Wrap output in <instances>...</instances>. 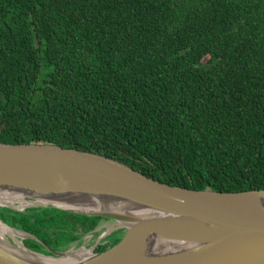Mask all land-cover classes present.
I'll return each mask as SVG.
<instances>
[{"label": "trees", "instance_id": "trees-1", "mask_svg": "<svg viewBox=\"0 0 264 264\" xmlns=\"http://www.w3.org/2000/svg\"><path fill=\"white\" fill-rule=\"evenodd\" d=\"M0 142L106 155L191 190H264V0H0ZM0 218L61 251L99 221Z\"/></svg>", "mask_w": 264, "mask_h": 264}, {"label": "water", "instance_id": "water-1", "mask_svg": "<svg viewBox=\"0 0 264 264\" xmlns=\"http://www.w3.org/2000/svg\"><path fill=\"white\" fill-rule=\"evenodd\" d=\"M0 207L101 217L122 234L104 252L84 242L59 252L0 218L18 236L17 245L6 237L13 233L0 239V264H264V190L171 186L102 154L0 142ZM27 239L50 254L26 247Z\"/></svg>", "mask_w": 264, "mask_h": 264}, {"label": "flooded vegetation", "instance_id": "flooded-vegetation-1", "mask_svg": "<svg viewBox=\"0 0 264 264\" xmlns=\"http://www.w3.org/2000/svg\"><path fill=\"white\" fill-rule=\"evenodd\" d=\"M108 222H112V221L108 220V219H105V218L99 217V221L97 222V226L93 229L94 235H96L98 237V239H97V241H96V243L94 245L95 246L94 247L95 251L100 249V247H102V245H107V247H108L109 244H110V240L116 234H120L121 233L120 231H114V232L109 233L108 227L106 226V224ZM102 235H103V237H102ZM99 237H102V238H99ZM83 241H84V239H83ZM65 248L53 249V250L60 252L61 250L65 249ZM40 250L43 251V253H45V254L50 253L45 246L40 247ZM46 252H48V253H46Z\"/></svg>", "mask_w": 264, "mask_h": 264}, {"label": "rangeland", "instance_id": "rangeland-1", "mask_svg": "<svg viewBox=\"0 0 264 264\" xmlns=\"http://www.w3.org/2000/svg\"><path fill=\"white\" fill-rule=\"evenodd\" d=\"M2 204H4V203H2ZM11 205H12V204H10L9 206H11ZM12 206H14V208H18V204H13ZM5 208H6V207H0V211L3 210V209H5ZM106 226H107L108 228H110V230H112V228L115 227V223H114V222H108V223L106 224ZM109 233H111V231H110ZM13 234H15V235H12V234H6V237H8L10 240H12V239L14 238L13 243H14L15 245H17V239H18V236L16 235V233H13ZM97 239H98V237H97L96 235H93L92 237H87V238H85L84 243L87 244V245H86L87 248H92V247H94V245H95ZM87 240H88V242H87ZM24 241H25V240H24ZM24 241H23V242H24ZM84 243H83V244H84Z\"/></svg>", "mask_w": 264, "mask_h": 264}, {"label": "bare ground", "instance_id": "bare-ground-1", "mask_svg": "<svg viewBox=\"0 0 264 264\" xmlns=\"http://www.w3.org/2000/svg\"><path fill=\"white\" fill-rule=\"evenodd\" d=\"M5 197V196H3ZM6 233H15L12 230H10L9 228L5 227L1 222H0V239L4 238V235Z\"/></svg>", "mask_w": 264, "mask_h": 264}]
</instances>
